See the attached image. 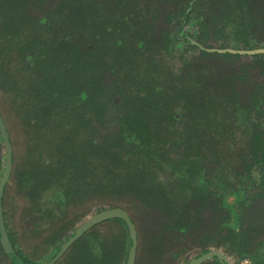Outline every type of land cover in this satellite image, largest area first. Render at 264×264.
<instances>
[{"label": "trees", "instance_id": "16d2710c", "mask_svg": "<svg viewBox=\"0 0 264 264\" xmlns=\"http://www.w3.org/2000/svg\"><path fill=\"white\" fill-rule=\"evenodd\" d=\"M57 5L61 11L65 7L80 13L78 28L64 30L58 18L51 19L48 12ZM187 7H191L188 19L193 34L198 33L197 26L215 25L224 18L219 48L264 44V0H0V115L11 143L17 137L22 166L38 168L46 155L47 167L62 162L63 170L53 168L59 182L73 173L79 183L75 187L85 188L75 197L76 205L55 204L56 210L41 213L43 224L32 228L17 227V222L21 226L27 222L26 204L3 202L5 210L10 203L15 208L5 215L12 228L5 224L7 232L13 229L19 237L22 251L29 253L31 247L30 254L36 255L42 249L55 250L83 210L95 214L138 201L132 191L109 188L99 153L133 165L144 187L151 186L160 162L186 164L188 146L201 156L202 162L190 164L198 178L205 159L240 167L237 180L250 172L247 151L264 150V132L242 128L238 117L240 112L246 113L245 118L252 114L264 118V54L240 60L230 53L200 52L183 63L181 73L173 72L162 51L170 48L174 23L179 24ZM133 34L135 50L130 54L123 39ZM138 49L142 57H135ZM117 56L122 57L120 62ZM101 61L106 64L101 66ZM65 81L76 87H64ZM97 113L103 117L94 118ZM145 115L142 125L135 122ZM157 116L159 125H147ZM78 134L97 146L96 157ZM176 154L178 160L170 157ZM8 188L11 194L6 191L4 197L22 191L17 181L13 186L8 183ZM243 190H235V195L241 197ZM254 199L245 215L246 223L254 224L249 241L226 230L219 238L188 235L183 225L173 226L169 214L156 206L126 208L137 233L133 264H174L186 252L199 248L192 254L196 255L212 245L232 255L235 264H264V251L258 247L264 240V202ZM120 220L126 230L123 237L109 233L108 223L113 220H103L97 225L99 241L92 239L86 250L83 245L70 252L79 247L78 239L61 259L70 254L72 264H114L126 254L127 264L130 234ZM204 262L224 264L219 258ZM0 264H12L1 242Z\"/></svg>", "mask_w": 264, "mask_h": 264}, {"label": "flooded vegetation", "instance_id": "af4514ba", "mask_svg": "<svg viewBox=\"0 0 264 264\" xmlns=\"http://www.w3.org/2000/svg\"><path fill=\"white\" fill-rule=\"evenodd\" d=\"M190 11H191V7H187L186 12L183 14L182 18H178L179 24H176L177 22L174 23L175 24L174 39L171 40V44H170V47L172 46L171 47L172 49H177V53L182 55V61L180 63V66L177 69L172 68V63L171 62L169 63L166 61V55L168 51L171 50L170 48H169L170 50L168 49L166 53L162 51L165 61L167 62L171 70L175 73L177 72L181 73V68H182L183 63L186 62L187 60L192 59V57L201 55L200 52H216L215 49L219 48L218 40L220 39V37H222L221 29H223L224 18L223 20L220 19L219 21H216L215 25H206L204 27L197 26L198 33L193 34V29L190 27L191 22L189 21L190 19H188V14L190 13ZM189 15L190 17L192 16L191 14ZM199 41H204V42L201 43ZM227 48L233 49V50L234 49L236 50H258V49L264 48V44L263 42L262 43L259 42V43H256V45L254 46L249 45L248 47H246L245 45H243L242 47L235 46V47H227ZM217 53H230V54H233L234 57L238 56L240 60H247L253 54H257V55L264 54V52H258V51H254L252 53H242V52L241 53L217 52ZM140 55H141V51L140 49H138V54L135 57H138ZM131 63L133 64L135 63V61L131 60ZM154 106H158V105L156 104ZM154 106H150V107L151 109L156 110L157 107H154ZM245 114L246 113L242 114L239 112V115H240L238 117L239 124L240 126H242V128L249 126V128L251 129L250 132H257V131L264 132V125L263 126L260 125V123H264V118L263 119L257 118L256 114H254L256 118L254 117L253 114L251 115V117L245 118L244 116ZM146 116L147 115H145L144 118L139 117L135 119V122L137 124L142 125L143 124L142 121L145 120ZM159 119L160 117L157 116V118H154L153 122L148 123L147 125H159V122H160ZM10 142H11V138H10ZM11 148H12V154H13L12 165H11V170L9 173L7 183L3 189L2 199H1L2 216H3L4 224H5V221L7 223V220H6L7 217H5V215L13 211L15 208H13L11 205L13 203H10L8 204V208L5 210L3 206V202H23L24 205L26 204L25 218L27 222L26 224L24 223V225L21 226L22 228H25L26 225L32 228V227H35V225H40V223L43 224V220L45 216L42 218L41 213L45 212L48 209L56 210L55 204L61 203L63 208L71 204L73 205L77 204V202L75 201L68 202V200L66 202H60L64 198L60 199L61 197H58V196H55L56 199L53 198L52 196L50 198V201H51L50 204L48 203L49 205L45 204L46 201L42 200L41 197L39 199H38V196L36 199L28 197L24 193V182H23L24 177L17 178V176L14 173L13 162L15 158V151L13 150L12 143H11ZM187 152L189 155L187 157H185L184 155L186 159L185 161L187 163L186 164L183 163V165L181 166H177V167L173 166V164L176 163V161L171 162V161L166 160L164 162L163 161L160 162L161 166L165 167V171L161 168V166L156 167L154 169L152 173V182L149 183V185H151L150 187L148 186L144 187L143 181H141L140 176H139L138 177L139 188L143 191V194L146 195V193L148 192L152 193L153 197L154 196L156 197L155 198V200H157L156 202H158V204L154 206H156L158 209L163 210L169 214L168 219L170 220V223L173 226H180L178 225V221L182 222L184 226V230L188 235L200 234L203 237V239H205V238H208L210 234H212L215 238H219L220 237L219 234L221 235V233L224 230H226L228 231V234L230 235H233L235 237H239V238L249 241L253 237L254 224L252 225L247 224L245 221V218L247 216L245 217V215L248 213V211L252 210L253 208L252 202H256V200L254 199L255 197L257 199H261V202H264V150L258 149L257 151L254 150L253 152H250V153L247 151V161L250 167V172L246 174L244 177H240L238 180L236 179L237 176L235 175V173L237 170L240 169V167H235L232 164L230 166L223 167L217 161L211 160V159L204 160V163H202V167L204 168V171L201 173L200 178H198L197 174L195 175L194 173H192L190 169L191 168L190 164L193 163V160L196 162L200 160L202 162L201 156L198 153L199 151H194L191 149V147L188 146ZM140 154L142 155V152H140ZM176 155H179V156H176ZM176 155H171L170 157L175 160H178L180 158V154H176ZM151 156H152V153H151ZM44 157L46 158V161H44L43 164L39 165L38 168L40 166H44L45 167L44 173H47V170L49 171V174H51V177H49L48 179H53V181L56 184L62 186L64 182H66L70 178L69 176H72V179L69 180L68 182L73 187H70L69 190L74 189L76 193L78 194L80 192V189H85V188L75 187V185L79 183L76 181L75 178H73L74 177L73 173L69 174V176L65 180H62L61 182H59L57 180V173L53 170V168H56L58 170L59 169L63 170L61 166L62 162L60 160H57L58 157H56L54 160L60 161V165H58L56 161V165L53 164L52 162V164H50L51 167H47L46 165L47 163H49V157L46 155H44ZM155 158H163V157L161 155V157H155ZM5 162H6V154H5V150H2L0 151V180L4 173ZM21 167H23L24 170L32 171L33 174H35V172L38 169V168H31L27 165L26 166L21 165ZM183 175L185 176L182 179L181 177ZM25 180H27V177L25 178ZM16 181L20 185L22 191H20V193L16 197H12V195L9 196V194L7 197H4L5 192L7 191L10 193V189H12V188L6 189L8 183H10V185L12 184L13 186ZM41 183L44 184L45 182L42 181ZM43 187L45 189L44 185H42V188ZM241 188L244 190L242 191L241 197H239V194L235 195V190L240 191ZM172 191H174V193H172ZM54 194H57V193H54ZM124 204L125 202H123L121 206L111 207V208H121L124 211H126V208H129V207H125ZM140 206L142 209L143 205H140ZM166 206H170L171 207L170 209L172 210H174L173 209L174 206L180 207V211L183 214H186L185 217L178 218L177 215L171 216L170 213L166 211ZM146 207H153V206H146ZM107 209H110V208H107ZM81 213L84 215L77 217L75 219L74 224H73V230L70 233H67L60 238V240L57 243V248L55 250H53V248H47V250L42 249L39 252V254L33 255V254H30L31 247H29L28 249L29 253L24 252L21 250V247L17 245L19 240L16 241L15 243L12 241V236H10V232H12L11 230L13 229L8 230L9 232H7L9 240H10V244L13 247L18 258L25 264H43L44 262H48L53 256L57 254L62 244L70 237V235L73 232H75L76 229L82 223H84L86 220H88L90 217L96 214V213L92 214L90 211L86 213V210H83ZM171 213L178 214L179 208L175 209L174 212H171ZM188 214L192 218L197 220L196 222H199V224H195L191 226V228H189L187 226V224H190L189 219H188L189 218ZM114 218H119V217L107 218L109 221L113 220V222L108 223V226L110 228L109 233L111 235L115 234L117 235V237L120 236L116 233L117 224L119 222L122 224L124 228L123 235L126 234V230L123 225V222L120 220L121 218L115 219V220ZM107 219H104V220H107ZM99 223L91 225L90 227H88V229L97 226ZM7 226H9V228L10 227L12 228L11 223L10 224L7 223ZM5 227H6V224H5ZM88 229H86L75 241H73L63 251V253L55 260L54 263L61 261V260L65 261V259L64 258L61 259V257L63 256L65 252H67V250L72 246V244H74V242H76L78 239H81V242L79 243V247L75 246L73 248L82 249V246L84 245L83 247L85 249L86 243H90L92 239H96V238L87 236L86 232ZM13 234L16 236L14 230H13ZM123 235L121 237H123ZM261 241H262V244L261 245L259 244L258 247L260 250L264 251V240H261ZM209 248H213V247L210 246ZM90 249L91 247L89 246L87 250H90ZM195 249H199V248H195ZM195 249H192L191 251L186 252L187 256H190L191 253L193 254L195 252ZM207 249H202L201 251L196 252L195 254L197 255L198 253L203 252ZM215 249L221 250L220 248H217V247H215ZM129 250H130V241H129ZM136 250H137V246H136ZM45 251H49L50 255H48L47 259L39 262L40 260L38 259L42 258L44 255L47 254ZM192 254L189 258L186 259L184 264H187L192 258L196 256ZM86 255H87L86 252L83 253V257H85ZM187 256L186 254L185 256H180L174 264H179V261L183 258H186ZM226 256L231 261V264H235L233 262L232 255L229 256L226 254ZM125 260H126V254H122V257H120V260L116 261V263L114 264H124ZM72 261L73 260L71 258L68 264H72ZM204 261L201 262L200 264H207V263L213 264V262L205 263ZM10 262L14 264L12 261Z\"/></svg>", "mask_w": 264, "mask_h": 264}, {"label": "rangeland", "instance_id": "374dc122", "mask_svg": "<svg viewBox=\"0 0 264 264\" xmlns=\"http://www.w3.org/2000/svg\"><path fill=\"white\" fill-rule=\"evenodd\" d=\"M37 1V0H34ZM59 5V4H58ZM57 5V7H55V9L51 12H48L51 17L52 20H55L54 18H58L57 23L59 24L58 26H60V28L64 29V30H70V29H76L78 28V26L80 25V19H81V15L80 13H77L76 11H72V10H66L65 7H63L64 10H60V7ZM65 11V12H64ZM27 21V20H26ZM29 22V21H27ZM138 24V23H137ZM104 41V40H103ZM103 41L101 43H103ZM99 42H96V44ZM123 43L124 45H126V48L130 49L128 52H130V54L132 53L135 47V34H133V36H128L125 37L123 39ZM95 44V45H96ZM172 47V46H171ZM170 47V51H168L167 55H166V61L167 62H171L172 63V68L177 69L180 66V63L182 61V55L177 53V49H172ZM132 50V51H131ZM116 52V51H115ZM114 52V54H115ZM117 59V61H121L122 57L117 56L115 57ZM114 61V58H113ZM103 64H106V61H101L100 65L103 66ZM58 76V75H57ZM56 75H52L53 78L57 77ZM62 77V76H61ZM10 77L5 78L3 81L7 80ZM79 82L81 80H78ZM64 87L66 88H72V87H76V85L71 84L69 81H65L64 82ZM6 90H8L7 88H5ZM95 89V88H93ZM98 114V113H97ZM99 117H103L102 114H98L97 117L94 118H99ZM103 121H106V119H104ZM156 126V125H155ZM156 132V130L153 131V135ZM79 137V141L82 139V142L89 146L91 149V153L93 157H96V153L98 152L97 146L96 145H89L88 142H86L81 136L80 134L77 135ZM115 136H117V133L115 132ZM152 139L155 140L156 137L152 136ZM13 150L15 151V158H14V162H13V170L15 175L17 176V178H23L24 177V193L30 197V198H34L36 199L38 196V199L41 197L42 200H45V204H50V198L53 196V198H55V196L61 197L62 196L65 197L64 200L68 202L71 201H75V196H76V191L74 189H70V187H73L72 185H70V183L68 182L69 180L72 179V176H69L70 178L64 182V184L58 185L56 184L53 179H48L49 177H51V174H49V171L47 170V173H44L45 167L44 166H40L37 171L35 172V174H33L32 171L29 170H24L23 167H21V161H22V156H21V152H20V148L21 145L19 144V141L17 140V137H13ZM17 143V144H16ZM99 155L102 157L104 164H103V169H102V176H104V180L106 181L107 185L109 186L110 189L115 190L117 188H124L125 190L128 191H132L134 192L135 196L137 197V202H125L124 206L125 207H133L135 205H143V206H154L156 204H158V202H156L157 200H155V196L153 197L152 193H146L143 194V191L139 188V173L137 172L136 168L131 165V164H120L119 160L115 157H110L108 155H102L99 153ZM44 161H46V158L43 157V163ZM42 163V164H43ZM57 164L60 165V161H57ZM27 177V180H25V178ZM48 179V180H47ZM42 181H44L45 183H41ZM42 185L45 186L42 188ZM48 185V186H47ZM84 190V189H80V192ZM57 193V194H54ZM26 197V198H28ZM56 199V198H55ZM48 204V205H49ZM170 206H166V211H168L170 213L171 216L173 215H177L178 218H184L186 214H183L180 211V207L174 206V210L179 208V213H171L174 212V210L170 209ZM189 215V214H188ZM189 223L187 224V226L189 228H191V226L195 225V224H199V222H196L197 220H195L194 218H192L189 215ZM174 222V221H173ZM175 223V222H174ZM176 224V223H175ZM178 225H183L182 222L178 221ZM17 227L22 228L20 223L17 222ZM99 229L100 226H95L93 228H90L87 230L86 234L89 237L92 238H96L97 241H99ZM12 232H10V236H12V241L15 243L16 241L19 240V237L13 234V230H11ZM116 233L120 236L123 235L124 233V228L122 226L121 223L118 222L117 224V230ZM213 248H215L214 246H211ZM76 248H72L71 250H69L70 252H76ZM47 254L44 255L42 258L38 259L40 260L39 262L47 259L48 255H50L49 251H45ZM192 254V253H191ZM190 254V256H191ZM190 256H187L186 258H183L179 261V264H184L186 259L189 258ZM72 255L68 254L65 257V261L61 260L58 261L54 264H68V262L71 260ZM209 264V263H207Z\"/></svg>", "mask_w": 264, "mask_h": 264}, {"label": "water", "instance_id": "95a60500", "mask_svg": "<svg viewBox=\"0 0 264 264\" xmlns=\"http://www.w3.org/2000/svg\"><path fill=\"white\" fill-rule=\"evenodd\" d=\"M216 52H235V53H252L254 51L258 52H264V48L258 49V50H236V49H229V48H217L215 49ZM0 133L2 135L3 144H4V150L6 154V162H5V169L3 176L0 180V242L4 248V251L6 255L8 256L9 260L12 261L14 264H25L23 263L15 253L13 247L10 244V240L6 231V227L4 224L3 216H2V206H1V199H2V193L3 189L7 183L9 173L11 170L12 165V148H11V142L10 138L7 132V128L4 124V121L0 115ZM112 217H119L124 220L126 223L129 234H130V250L128 252V262L127 264H133V261L135 259L136 254V246H137V235L134 223L131 219V217L127 214L126 211H124L121 208H110L102 210L92 217H90L88 220H86L84 223H82L75 232H73L70 237L62 244L60 249L58 250L57 254L53 256L48 262H44L43 264H53L55 260L63 253V251L73 242L75 241L88 227L91 225L97 224L100 221L112 218ZM211 258H219L222 260L225 264H231V261L226 256V254L215 248H209L203 252L198 253L194 258H192L187 264H200L204 260L211 259Z\"/></svg>", "mask_w": 264, "mask_h": 264}]
</instances>
